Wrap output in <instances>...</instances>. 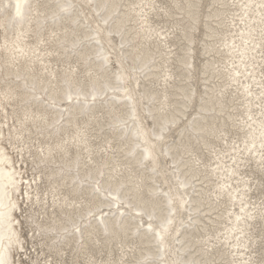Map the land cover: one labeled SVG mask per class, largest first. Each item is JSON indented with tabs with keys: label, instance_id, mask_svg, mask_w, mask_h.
Instances as JSON below:
<instances>
[{
	"label": "bare ground",
	"instance_id": "1",
	"mask_svg": "<svg viewBox=\"0 0 264 264\" xmlns=\"http://www.w3.org/2000/svg\"><path fill=\"white\" fill-rule=\"evenodd\" d=\"M201 2L174 0L186 21L177 34L155 28L153 0H0V112L22 104L15 136L27 144L34 126L47 139L36 149L38 160L60 164L45 173L50 204L39 191L43 177L25 180L0 138V264H38L40 257L42 264H63L55 255L66 248L75 251L73 264L84 255L87 264H234L236 258L247 264L258 256L250 250L262 236L252 227L260 218L264 228V202L249 199L258 180L251 184L243 169L253 161L264 172V0L210 3L201 40L209 55L203 94L191 84ZM164 11L171 15V7ZM115 35L119 52L111 46ZM176 38L186 42L182 54ZM72 55L80 65L55 68ZM197 98L198 113L183 121ZM231 128L240 139L234 132L226 144ZM218 139L226 148L214 146ZM199 146L210 149L213 163L203 161ZM162 154L171 157L180 187L168 184ZM23 186V199L43 209L42 221L28 218L46 246L29 261L19 251ZM183 210L191 215L178 224ZM204 220L219 229L208 234ZM115 244L122 249L118 259H98L101 247L111 255Z\"/></svg>",
	"mask_w": 264,
	"mask_h": 264
},
{
	"label": "rangeland",
	"instance_id": "2",
	"mask_svg": "<svg viewBox=\"0 0 264 264\" xmlns=\"http://www.w3.org/2000/svg\"><path fill=\"white\" fill-rule=\"evenodd\" d=\"M44 1L45 0H38V3L43 4ZM153 1L155 2L157 9L151 11V15L150 16L152 18L153 25L156 24L155 28H158V29H161V30H162V28H164V29H166L164 31H166L168 33H172V32L177 33V34H178V32L180 33V28H181L182 25L185 24L186 21L182 20L183 19V15L180 14L181 11L177 7L173 8L175 6L174 0H153ZM211 2L213 3V0H202V2H201L200 9H199V15H200L201 24L199 26V29L195 32V36H196L195 39L197 38V40L195 41V44H193V46L195 47V52H193V64H194V66L192 67L193 71L191 72V76H193L192 79H191V84L197 91L198 90L200 91V92L198 91L199 93H202V94L204 93V89H205L204 78H203L204 74L202 73L203 72L202 71V66L204 64V61L209 57V55L205 54V52L203 50L204 44H203V41H201V40H203L205 38L204 34H206L205 32H207V28L203 24V20L207 19V18H204V13L207 14L211 10V6H210ZM82 6L85 7V9H86L85 13H88L90 11V5H86L85 3H82ZM229 6H232V4H230V2H229ZM169 7H171V15L169 13L166 14L165 13L166 11H164V10H166V8H169ZM234 7L235 8H230V10H235L236 6H234ZM177 13H179V14H177ZM229 13H230V16H231L232 12H228V14ZM82 18H83V16H82ZM94 19L98 20L99 18H98L97 15H95ZM228 24H231V19L230 18L228 19ZM91 25L95 26V23H93ZM172 26H174V28H176V26H178V28H176V30H174V28H172ZM90 29L92 31L91 27H89L88 31ZM231 29H233V28H231ZM45 31H43V33H44L43 37L44 38H48L49 35H50L48 32H50V31L49 30H45ZM1 32H2V28L0 26V36H1ZM46 35H48V36H46ZM33 39L36 41L38 38H33ZM0 40H1V38H0ZM180 40H182V42H180ZM172 41H174V43H176V48H174V49H176L178 52H180L182 54V50H180V46H182L184 48V46L186 45V42L183 43L184 39L176 38L175 40H172ZM119 42H120L119 37L117 35H115L114 42L111 43L112 44L111 46H113L115 48L113 50H116V52H119L118 48L121 47ZM178 42H180V44H178ZM168 48H170L169 45H168ZM163 49L166 51V48H163ZM73 55L67 61L66 60L63 61V59L60 60V61L58 60L55 63V68H57V70H61L63 68H72L73 65L74 66L75 65H80L78 63L77 59L75 57H73ZM170 64L172 66V70H174V73L179 72V70H176V67L179 68V65H180V64H178V60H174V59L172 60L171 59L170 60ZM195 65H196V68H195ZM114 67L115 66L113 65V70H114ZM81 68L82 67H80L79 75L80 76L81 75L83 76V74L86 75L84 73V68H82V70H81ZM263 68H264V66H263ZM160 72H162V70ZM1 74L2 73H0V76H1ZM162 75H164V74H162ZM216 82H218V80H216ZM159 83L160 82H158V86H159ZM154 85L156 86V82H155V84H153V87H154ZM140 86H141V84H140ZM158 86H156V87H158ZM141 88L142 87H140V89ZM135 89H136L137 93H139V87L135 85ZM195 101H194L192 107H190V109L187 110L188 114H187L186 118L183 119V121H187L188 117H192V116H194V114L198 113V112H196V111H198V106L200 105V104H198V98ZM141 102L144 103V104L143 103L141 104V108H144V106H146V102L147 101L145 99H143V100H141ZM6 107H7V109L5 111L1 110L2 112H0V132H1L0 138H1V141H2L1 143L7 148V151L9 153H11L10 155L13 158V161H14L13 164L16 166L17 169L22 171V175L24 174L23 176L25 177V180L26 179L33 180L35 177L37 179L39 176L43 177L41 179V181L40 180L38 181V183L40 182L39 183V186H40L39 191L41 192V196L42 195H43V197L46 196L44 198L49 197V201H50V204H51L52 203V199L45 192L46 191V186L49 184V182L46 179L45 173H48L50 171V170H48L49 167H50V169H55L58 166H60V164L59 163L58 164L57 163H43L40 160H38L39 155H37V154L40 151V149L38 150V152H37L36 149H38L40 141H47V139L44 140L42 138L41 134L38 133V131H37L38 129L35 128L34 126H31L32 127V134L30 136V139H27V141H28L27 144L24 143L23 138H19L18 136H15L16 133H15V130L13 129L14 128L13 126L14 125H16V126L19 125V123L17 121L18 117H21V118L23 117V114L21 112L22 111L21 110L22 104L20 106L19 105L15 106V108H14L15 111H14L12 106L7 105ZM141 110H142L143 115L145 116L144 121H146V122L150 121L149 123L152 124L151 120H149V118H148L147 114L144 112V110L143 109H141ZM106 119L109 120V117L107 116ZM107 120H105V121H107ZM231 132H230V136H228V140H226V144H228V142H230V138H234V136H236L238 131L232 130V128H231ZM234 132H236V134H234ZM172 134L174 135V137L171 140H176V138H178L177 132L172 131ZM239 135H240V132H238V137L239 138H236V141L240 139ZM25 136H27V133H26ZM95 141L96 142H101L102 138L97 139ZM13 143H15V144H13ZM102 144H105V143L102 142ZM224 144L225 143L220 142V139H218V140L215 141V145L214 146H218V148H222V146H224ZM234 144H235V142H234ZM28 146L31 148L29 150H30L31 153L33 152L32 154L30 152H28L29 151L28 150ZM26 148H27V150H26ZM199 148H200V149H198V150H200L199 153H202L203 156H204L203 161L210 162V158L214 157V156H210V155L208 156V152H210V149L208 150L206 148H202L201 146H199ZM224 148H226V146H224ZM108 150L112 151V149H109V148H108ZM101 151L104 152V149H101ZM210 154H212V152H210ZM160 161H161L162 166L164 167L163 169L165 171L164 172L165 176L168 178V181H169L168 184L171 185L172 187H180L179 180H178V177H177V174H176V170H174V166H172L171 157L170 158H166V155L162 154ZM211 163H213V162H210V164ZM50 164H52V165H50ZM252 166H254V162L253 161L250 162V166H247L245 169H243V171L246 172V174H244V175L245 176L246 175L250 176V174H252V182H250V183L254 184V180H258V182H260V184H262V188H258V185H257L258 182H256V184H254V188H252V192H250V198L249 199H251V201H252V198H258V200H261L262 202H264V172H262V170H260V168H256L257 164H256V166H254V168H256V170H254V168H252ZM262 168H263V166H262ZM248 172H250V174H248ZM147 174H148V172H147ZM149 175L151 176V174H149ZM43 179H44L45 182L43 181ZM46 181L48 182V184H47ZM214 182H216V180H214ZM150 183H152V182H150ZM158 185H161L162 188H166L167 187V184H165L162 179L159 181ZM42 189H44V190L42 191ZM254 190H256V191L254 192ZM23 194L26 195L25 186H23V189L21 191H19V193H18L19 198L21 199V200L19 199V202L21 204V210H18L17 214H18V216L20 217V219L22 221V227H23L22 235L24 236V238L26 240V241L24 240V243H25L24 244L25 245L24 250L23 249H19V251L21 252L20 254L23 256V259L26 260V261L27 260L29 261V259L26 258V256L28 257L29 255L30 256L33 255V256L36 257V253L34 252L35 249L38 252H40V253H42L41 252L42 249H46V246L43 244V240H41V238H43L44 236H41V238L38 236L39 231L37 230V223H35V221H33L34 220L33 218L32 219L28 218V216L35 215V218H39V220L42 221L43 220L42 219L43 216H39V212L38 211L40 209L42 211L43 209L40 208V206H38L36 204H34L33 207L30 206V204L32 205V202L27 201V199H23V197L26 198V196H24ZM254 203H256V200H254ZM258 204H260V202H258ZM30 207H32L31 208L32 210L30 209ZM224 207H225V205H224ZM45 209H48L47 211L50 212V211H52L53 208H49V206H47V207L45 206ZM105 209H106V207L102 208L103 211H105ZM107 212L108 211L106 210L105 213H107ZM180 215H181V218H180L178 224H186V223H188V216L191 215L190 212H188V210H183ZM262 215L264 216V214H262ZM204 221L208 225V228H207L208 234H210V232H212V234H214V232H216V228H218V226H212V224H210V222H206V220H204ZM142 222H144V223L147 222V219L144 218L142 220ZM256 224H258V226H256ZM210 226H212V228H214V230H210ZM252 228H256V232H254V236H256V238H258V236H262V238H260V240H256V246H254V248H252V250H250L251 254H252V252H254V254H258V256H252L253 262L252 263L247 262V264H260V262H262V260H264V252H262V250H264V228H262V220H260V218H258V220H255V226L252 227ZM251 232H252V230H251ZM260 232H262V234H260ZM200 234H201V236H203V237L205 236V237L208 238V236H206V234H204V232H200ZM254 236H252V238H254ZM172 240L174 241L173 237H172ZM250 241H252V240H250ZM251 244H252V242H251ZM174 245L177 246L178 242H174ZM121 250H122L121 246L119 244H117V245L115 244V246L113 247V252L110 255L106 248L101 247L99 253L96 252V254H97L96 256L98 257L99 260L107 259L109 256H110L109 257L110 259H113V258L118 259L119 255L122 254ZM126 250H128V249L126 248ZM25 251L28 252L27 255L23 253ZM176 251H178V248H176ZM74 252L75 251H73L71 253L70 249L66 248L65 252H63L61 256L55 255L54 253L53 254L55 255V257L58 260L61 259V257H62L63 264H73L72 254H74ZM230 252H231V250H230ZM107 254H109V255H107ZM226 256L228 258V254H226ZM239 259L240 258H236V262H234V264H242ZM41 260H42V258L40 257V259H39L40 263H38V264H42L43 263ZM78 260H79V262H78ZM88 260L89 259H87V257L85 255L83 257L82 256L78 257L77 258V264H87ZM228 262H230V260H228ZM228 262H226V264H228ZM218 264H224V262H222L220 260V262H218Z\"/></svg>",
	"mask_w": 264,
	"mask_h": 264
}]
</instances>
